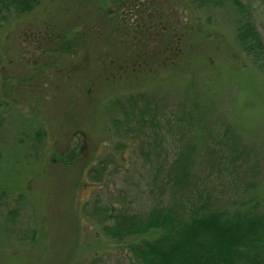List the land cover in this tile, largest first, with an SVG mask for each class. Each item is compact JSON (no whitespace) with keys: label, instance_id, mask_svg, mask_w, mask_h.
Listing matches in <instances>:
<instances>
[{"label":"rangeland","instance_id":"374dc122","mask_svg":"<svg viewBox=\"0 0 264 264\" xmlns=\"http://www.w3.org/2000/svg\"><path fill=\"white\" fill-rule=\"evenodd\" d=\"M97 1L40 0L0 22V264H133L103 231L111 219L99 224L90 206L144 214L165 205L171 163L185 146L197 151V192L228 212L264 214V71L237 41L232 6L162 0L189 28L179 58L124 72L115 62L106 82L96 71L104 26L103 39L74 54L51 45L38 58L32 44L52 25L70 40L91 18L102 22ZM251 9L264 43V4ZM88 163L109 177L93 185Z\"/></svg>","mask_w":264,"mask_h":264},{"label":"trees","instance_id":"16d2710c","mask_svg":"<svg viewBox=\"0 0 264 264\" xmlns=\"http://www.w3.org/2000/svg\"><path fill=\"white\" fill-rule=\"evenodd\" d=\"M109 1L108 8L100 4L103 0L93 4L104 20L97 22L91 18L84 22L85 28L78 37L68 40L60 25H52L49 30L53 32H46L45 37L38 36L39 40L32 44L38 58L51 45L59 56L74 54L79 47H87L90 40L103 39L102 26L109 32L104 38L107 51L97 58L96 64V71H103L102 75L97 72L101 82L109 78V69L115 62L117 70L124 72L130 63L133 66L130 70L135 71L149 62L165 65L179 58L189 28L186 23L169 18V6L162 0ZM191 1L199 9L230 4L238 15L237 41L241 49L264 71V43L252 20L251 9L252 3L264 4V0ZM39 4L40 0H0V22L30 14ZM153 39L157 46L149 49ZM52 63L41 65V75ZM106 109L111 112L113 106ZM128 123H131L129 118ZM36 135L40 138V134ZM196 154V148L185 146L171 163L172 194L165 205L155 206L144 214H119L113 207L102 210L94 202L90 206L91 216L98 218L99 224L111 219V225H104L103 231L125 245L133 264H264L261 258L264 257V214L228 212L216 207L214 197L197 192L198 183L191 170ZM66 161L67 165L70 161ZM85 168V177L93 185L106 180L103 178L107 168L96 170L90 163Z\"/></svg>","mask_w":264,"mask_h":264}]
</instances>
